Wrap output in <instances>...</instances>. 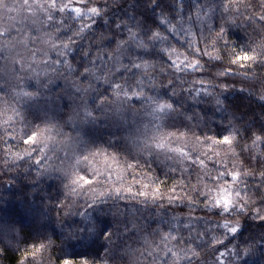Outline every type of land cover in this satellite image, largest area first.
I'll use <instances>...</instances> for the list:
<instances>
[{"label":"clouds","instance_id":"9594fccd","mask_svg":"<svg viewBox=\"0 0 264 264\" xmlns=\"http://www.w3.org/2000/svg\"><path fill=\"white\" fill-rule=\"evenodd\" d=\"M0 264H264V0H0Z\"/></svg>","mask_w":264,"mask_h":264}]
</instances>
